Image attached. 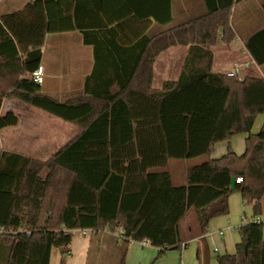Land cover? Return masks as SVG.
Here are the masks:
<instances>
[{"label":"trees","instance_id":"trees-1","mask_svg":"<svg viewBox=\"0 0 264 264\" xmlns=\"http://www.w3.org/2000/svg\"><path fill=\"white\" fill-rule=\"evenodd\" d=\"M134 1L98 0L101 27L114 28L130 19L172 22V0H139L146 7ZM243 1L205 0L203 17L161 36H145L135 45L141 49L136 59L141 70L121 83L119 92L98 91L107 73L97 65L86 80L87 99L64 103L42 93L32 73L40 66L47 34L81 26L75 0H35L0 18V112L4 100L13 97L82 127L47 161L0 151L2 264H50L53 248L61 251L65 264L75 230L96 233L119 227L123 241L147 240L160 249L159 258L181 249V224L192 210L206 233L214 218L229 215V198L236 192L261 215L264 128L257 135L251 131L257 116L264 115V80L212 71L211 48L233 41L232 9ZM262 39L264 30L246 43L261 66ZM104 42L92 43L97 59L101 48L111 46ZM178 45L188 47L181 76L155 91L154 62ZM18 123L15 113L0 114V131ZM243 133L249 135L243 155L229 149L220 159H208L216 144ZM198 158L207 160L188 169L186 185H174L168 163ZM239 235L235 254L219 256L218 264H264L263 225H242ZM203 264H210L208 250Z\"/></svg>","mask_w":264,"mask_h":264},{"label":"crops","instance_id":"crops-1","mask_svg":"<svg viewBox=\"0 0 264 264\" xmlns=\"http://www.w3.org/2000/svg\"><path fill=\"white\" fill-rule=\"evenodd\" d=\"M33 1L35 0H0V18L22 11ZM134 5L148 6L147 2L142 4L139 0H135ZM75 9L78 25L81 26L74 31L47 34L41 47L40 65L44 67L45 78L41 91L61 103L87 99L86 80L93 74L97 65L98 71L102 69L107 73L105 83L100 87L97 86L98 91L104 93L108 90L113 94L119 92L121 83L127 82L129 76L141 70L140 67L136 68V59L141 49H137L135 45L142 38L167 34L207 14L205 0H172L173 20L168 25H159L153 20L130 19L122 25L111 28L101 27L104 20L99 11L98 0H75L73 10ZM231 27L235 34L233 41L230 44L220 41L211 48L214 55L212 71L216 74L228 75L238 66L237 77L240 79L264 80V65H258L246 48L247 41L264 30V0H245L235 5L232 9ZM85 39L90 43L85 42ZM100 40L105 41L106 45L108 41L111 42V46L101 48L97 59L95 45L92 43ZM187 53L188 47L178 45L169 47L158 55L153 65L152 88L155 91H161L166 82L179 80ZM136 80L137 77L134 79L133 87L137 85ZM8 112L15 113L19 117V123L15 127L0 131V133L7 131L1 140L0 151L21 154L31 159L49 160L82 131V127L77 124L65 122L13 97L4 100L0 114L5 115ZM263 128L264 115H259L255 119L251 133L257 135ZM66 136H70L71 139L67 143H62L64 142L62 140H66ZM248 137L249 135L245 133L237 134L226 142L216 144L214 152L208 159H220L228 153L229 149L238 156L243 155L246 152ZM54 150H56L55 153L48 159L40 157V154H48ZM206 160L207 158L195 159V165ZM189 168L176 186L187 184L186 174ZM178 169L179 167L175 165L174 170ZM169 172L175 185L172 172ZM236 197L232 195L229 198V208L233 215L236 211V203L240 201L241 204L246 205L241 196L239 201ZM253 216L255 215L251 217ZM260 216L264 217V200ZM244 218H248L246 213L242 216V220ZM218 219L211 223L212 232L207 229L206 233H203L197 214L195 210H192L181 224L183 243L188 246L191 241L196 242L197 259L198 251H201L202 258L198 259L199 264H203L206 250L209 252L210 264H218V256L213 260L210 254L209 244L214 237L223 239L226 249L223 255L235 254L236 246L241 242V237L239 240H234V250H228L225 238L227 236L232 238L237 228L232 225L221 227L222 225L219 224L221 220ZM214 252H219V249L215 248ZM159 253L160 249L151 246L144 247L138 243L125 242L116 236L115 231L108 229L96 233L91 230L86 235L83 234V230H75L71 255L65 264H121L122 261L124 264H181L183 262L182 252L180 254L174 252L171 256L165 254L158 259ZM0 264H2L1 259ZM50 264H63L59 249H52Z\"/></svg>","mask_w":264,"mask_h":264},{"label":"rangeland","instance_id":"rangeland-1","mask_svg":"<svg viewBox=\"0 0 264 264\" xmlns=\"http://www.w3.org/2000/svg\"><path fill=\"white\" fill-rule=\"evenodd\" d=\"M50 116V115H48ZM54 118V117H52ZM69 126V125H66ZM75 128V127H73ZM65 133V132H64ZM5 134H7V131H3L2 133H0V146H1V140L2 138H4ZM7 139H9V137L7 136ZM66 140H62L64 142L62 143H67L69 141L70 136H66L65 138ZM63 145V144H62ZM7 148V147H6ZM56 150H54L53 152H50L48 154H40V157H44L45 159H48L50 156H52L55 153ZM175 165H177L179 167L178 170H174L175 169ZM195 165V159L194 160H184V161H178V160H171L167 170L172 172L173 178H174V182L175 185H178L180 182V178H184L185 176V172L187 170V168L194 166ZM232 195H236V198H239L238 201L240 200V196L241 194L236 192L233 193ZM231 195V196H232ZM247 214V217L250 218L252 215H255L253 212V207L251 205H244L243 203L241 204L240 201L239 203H236V211L233 215V213L230 211L228 216H220L215 219L221 220L219 221V224L222 225L221 227H224L225 225H232L233 227H236L237 229L234 230L233 233V237L231 238V236H227L225 238L226 240V245L228 250H234V240H239L240 239V235H239V228L243 225V220H242V216H244V214ZM230 218V219H229ZM212 220V221H213ZM209 224L208 227V231L212 232V228H211V223ZM264 227V225H263ZM210 228V229H209ZM196 242L191 241V243H188V246L184 249H180V250H169L166 251L161 257H159L158 259L162 258L163 256H165V254H171L176 252L177 254H180L182 252L183 254V262L187 263V264H199L198 259H197V247H196ZM210 247V254H211V258L213 260H215L217 258V256H222L223 254L226 253V249L224 248V241L222 238H217L214 237L213 241L211 244H209ZM218 248L219 252H214V249ZM157 259V260H158Z\"/></svg>","mask_w":264,"mask_h":264},{"label":"built area","instance_id":"built-area-1","mask_svg":"<svg viewBox=\"0 0 264 264\" xmlns=\"http://www.w3.org/2000/svg\"><path fill=\"white\" fill-rule=\"evenodd\" d=\"M239 68L238 66H236L234 68V71H231L228 73L229 77H236L238 74ZM32 79L33 81L38 84L39 86H43L44 82H45V78H44V67L43 66H39L33 73H32ZM237 182H242V179H238ZM249 224H258V225H264V217L260 216V215H255L251 218H244L243 219V226L244 225H249ZM89 231L91 230H83V234H87ZM4 232V229L0 227V234H2ZM115 234L116 236L123 240L124 239V230L122 227H119L115 230ZM130 243H138L141 246L144 247H148L150 246L149 242L147 240H143L141 242H136V241H130ZM187 247L186 243L182 244L181 249H184ZM181 264H187L185 262H181Z\"/></svg>","mask_w":264,"mask_h":264},{"label":"water","instance_id":"water-1","mask_svg":"<svg viewBox=\"0 0 264 264\" xmlns=\"http://www.w3.org/2000/svg\"><path fill=\"white\" fill-rule=\"evenodd\" d=\"M236 185V178H232V186L231 189L234 190Z\"/></svg>","mask_w":264,"mask_h":264}]
</instances>
